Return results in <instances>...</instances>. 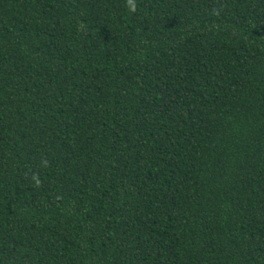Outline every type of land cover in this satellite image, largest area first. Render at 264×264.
Here are the masks:
<instances>
[{
    "label": "trees",
    "instance_id": "1",
    "mask_svg": "<svg viewBox=\"0 0 264 264\" xmlns=\"http://www.w3.org/2000/svg\"><path fill=\"white\" fill-rule=\"evenodd\" d=\"M0 264H264V0H0Z\"/></svg>",
    "mask_w": 264,
    "mask_h": 264
}]
</instances>
